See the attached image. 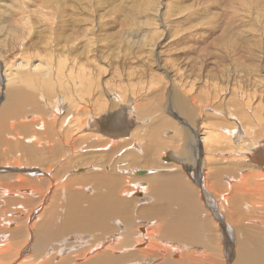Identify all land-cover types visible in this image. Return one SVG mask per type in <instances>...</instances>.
Masks as SVG:
<instances>
[{
    "label": "rangeland",
    "instance_id": "374dc122",
    "mask_svg": "<svg viewBox=\"0 0 264 264\" xmlns=\"http://www.w3.org/2000/svg\"><path fill=\"white\" fill-rule=\"evenodd\" d=\"M42 1L44 2L43 6L45 7L43 11L47 13V16L41 18V14L38 13L41 12V10L38 8H31L32 12L30 13V20L32 25H34V29L32 30L30 37H28L27 34H24L23 36H19V38H21L22 41L28 40V47L26 46V48H29L30 46V50H36L40 52L41 55L45 53H47V55L50 54L52 58H50V62L54 59V62L52 61V69H50L53 71L54 64L58 60L57 54H60V51L58 50L59 46H57L56 48L54 42L45 40V33H40L41 30H46L43 25H78L80 28L85 27V25H93L96 34L94 48H96L99 52L101 49L102 51H104L105 55H108L107 58L104 59V61L111 66L110 68L107 67V70L103 73V81H105L106 79V82L108 81V85L106 84V87H103L105 91L104 95L105 99H107V101L109 102H106V104H104L105 108L99 109L100 105L98 104L96 98H94L92 111L96 115L97 122L109 129L113 128L111 127L112 125L121 124L120 126L123 132L125 131L123 137H125L126 139L121 143L105 147L103 146V142L96 143V140L93 139L94 141L91 140L92 143L89 146L87 145L88 142H83L82 144L77 146L79 148L77 149L78 151L75 154L73 153L72 155V153H69V151L65 152L63 149H57L56 151L55 149L48 150L44 148V144L42 145V143H44V140L41 137V140L35 139L36 142H34V146L36 150L32 148L33 150H35L34 155H32L31 153L25 154L22 149H15V146L13 150H10V152L9 150H6L8 148L6 139H9L10 136H12L13 131L16 132L15 128L18 125V120L14 119V117L11 118L9 116V119L7 118L5 120V124H3V129H5L3 138L5 137V141L0 140V185L10 183V180H14L15 176L18 174H25L27 175L26 177L33 181L35 179H38L37 177L43 178L44 176V178L50 179L51 177H54L55 184L53 185L50 183L48 187H46V185L43 186L42 191H44L45 198H41L38 194H31L30 200L27 201V208L34 209L30 221H35L34 223L36 224V228L38 227L37 229L32 228V230H30L31 232H29L27 229H24L22 231L21 227L20 229H18L19 226L17 223H19L20 221H13L14 223L11 222V224L8 226L5 225L4 222L0 223V263L24 264L25 254L29 251H32L30 247L33 243L35 235L37 234V230L41 228V224L44 225L43 220L53 219L49 217H52L53 213H57L55 219L56 221L58 220L60 222L64 218L69 217V214L71 212L69 206L71 202H69L68 199L70 197H76L80 195L89 198L92 195H95L93 185L89 181L92 175L96 174V176H99L103 173H106L116 177V175L114 174L120 173V186L121 188H125L127 186V192L126 189L121 192L118 191L119 194L116 196L120 197L121 200L126 201L128 205H130L129 210L131 209V211L128 212L126 217L122 214V217H120V215H113L108 220V225L110 224L109 228H111L113 231L116 229L115 232L117 234L120 230H123L124 225L130 231H134V226L137 224H141V221H143V219V222H145V220L148 221L147 218L149 219L151 217L155 219L157 218V215L159 217V214L161 212L158 214L155 212H159V208L161 207V205H163L162 203L164 202V204L166 205L170 204L171 206H173L170 210L171 212H173V210H178L179 207L177 206L179 204H176L179 202L178 197H181L182 194H184L183 199L184 196H189V199L188 196L185 197V203L188 202L186 201L188 199L189 202L193 200L195 205L197 204L195 211L198 212L197 214L193 213L191 216L200 215L201 217L206 218V220H208L209 218L210 222H213L214 224H211L209 222L211 228H208V230L214 232L215 228H217L216 231L218 232V234L219 232L221 233L220 237L222 238L218 240V242H215L216 247H218L219 244L221 246L220 248H215V250L217 251L219 249V257H217V251H215L213 247L211 248L210 245L207 246L210 249H213V251L215 252L213 254L214 257L215 255H217L216 258H219L218 260H220V262H218L219 264H246L245 262H247V264H262V262H256L255 259H253L255 261V263H253L251 262L253 261L251 258H246V261L244 260V262L240 260L241 258H238L239 256L241 257V254L242 252H244V250L249 251V249L251 250L254 247L253 249L257 251V249H262L264 246V192H260V190L264 191V178H257L258 172L256 171L257 169L255 166V164L257 163H255L254 161L255 159H258L261 164V162L264 161V157H262L264 151L261 152V157H259L258 155L257 157L259 158H257L254 157L251 153L252 149L247 150L251 147L252 144H254L252 146L257 145L258 140H260L258 135L257 140H255V132L258 129V125L256 124L258 123V120L255 118L254 124L250 125L249 129L252 130L250 131V134L243 135L244 133H242L241 131L245 130V126L242 124V120L239 119L238 121L240 123L237 121L235 122V124H238H236L237 132L234 134L235 136L232 138V140H222L219 143L217 142L218 144L215 142V146V143L213 142L214 135H212L213 140L212 142L210 141V143H213L211 146L215 147L211 148L210 146L209 150V147L206 148L207 146H205L204 149L203 147L205 144L203 145L202 143V132L204 130H202V128L199 129L200 124L198 123L197 125L194 118L192 117L188 118L189 123L192 126H189V128L188 123L184 124V122L180 121V116L176 117V110L172 109L168 105V98L166 99L168 88H163L160 83L158 92H155V89H157L154 88L155 85H151V88L147 89L146 84L144 89L137 92L136 89H140L137 82L141 81L144 82L143 84H145L148 82H153V80L157 81L156 79L158 77V74L155 75L156 71L157 73H160L159 75H161V71L160 69H158V64H165L170 72L169 75L176 74L178 76L179 74H183V76L188 79L190 76H194V74L200 75L199 79H196V81L194 82L196 88H201V90L208 91L209 89H211V87H213L212 84L214 82H217L220 89H227L225 93H216L217 101L208 99L204 103V98H200L201 108L199 109L200 113H198L199 122L202 121L204 125H210L213 122H217L216 124L220 123L225 125V123L227 122H233V117H230V115H228L230 114L229 111L233 112V115L237 118V115H235L237 108L244 107H242V105L240 106V102L237 100L231 99L230 102H226L229 96L231 98L229 89L232 88L237 92L243 93H245L246 90L257 91L258 96L260 97L259 102H261V104H256L257 100L253 98L251 100V103L253 105L250 106V109H255L254 105H257L264 113V0H69L71 4H68L67 6H65L61 0ZM24 3L31 4V6L35 4L33 0H0V26H3L1 27L2 29L0 32V113L1 111L2 113L6 111L5 107L4 109L2 108V105L5 104V101L7 100L5 91L8 86H6V80H8L9 78L13 79L11 83L13 86L15 85L14 83L17 82V80L14 79L16 77L13 75V73L15 72L14 69L12 70L14 72H11V75H9L8 77L3 76L8 72L4 73L2 64L4 62H12L14 57L23 56L21 53L14 54V48L12 51H10V48L13 46V44L10 41V34H12V32L9 30V25H18L17 21L19 19V15L16 10H18L19 7L17 8V6H20ZM90 4L92 6V12L91 10H89V8H87ZM31 6H29V8ZM46 6L50 8H47ZM58 8H60L61 11L67 9V11L62 14V17H60L58 14ZM33 10H35V12ZM139 27H141L139 32L141 42L145 44L146 47L149 48L148 45L153 42L158 44L157 46H154V56H152V53L150 54V56H148L146 52L147 50L141 46L142 44L139 47L138 43L140 42V39L138 41V37L136 38L134 36L136 33L134 35L128 34V29H137ZM79 39L82 40L84 38ZM97 47H99V49ZM122 47H125V50L124 48L122 49ZM79 49L81 50L82 47L80 46ZM145 52L147 56L145 55ZM154 57H156V59ZM42 58L44 57L42 56ZM42 61L46 62L44 59H42ZM31 62L35 64L39 61H37V59L32 56ZM33 63H31V65H33ZM115 63H117L118 65ZM128 63H131L132 67L134 65V68H132ZM144 63L145 65L143 66H145V68H143L142 66V64ZM146 63H149L151 67ZM147 67L149 68V70ZM138 69L139 72L137 71ZM143 69L145 70V72L150 71L151 73H145ZM140 73L141 75L138 76V74ZM147 74L150 75L147 76ZM228 74L230 76H227ZM124 75L127 76L124 77ZM145 75L147 78L145 77ZM135 77L140 78L136 79ZM143 77H145L146 79ZM124 78H126V80ZM128 78L129 80L131 78L133 81H127ZM119 82H123L122 84L125 86L127 85L125 91L127 100H119V98L116 97V104H118L119 101H123L124 106L120 103L117 106L111 107L110 103L112 102V98L108 97L107 90H111L113 87L114 89H112V92H116V94L120 97V92L122 89L119 86ZM132 84H135L136 86L130 87ZM115 85L116 87H114ZM207 86L209 87L208 89ZM55 87L57 88V85H55ZM151 89H154V91H151ZM39 95V99L41 100H38L36 98L34 102L35 104L31 103L23 106V109L27 110L28 116H30L28 118V121H32L33 118L37 119V121L41 119V121L45 122V125L47 126L45 133L48 134L49 132H51L52 134L58 136H55V139H61L64 134L61 131L62 129L60 124L61 122H63L62 120H65V118L67 119L69 117L68 115H65L68 109H72V107H70V103L61 100V92H57V94L53 98V93L46 94L44 92H41ZM65 100L68 101L67 98H65ZM157 103L159 104V106ZM223 105L225 109L223 108ZM36 106H38L37 109H35ZM56 107L59 109L58 111ZM144 112L146 113L147 117ZM116 115H118L120 118L114 120V117ZM165 115L167 116V118ZM142 116H144L145 118ZM160 116H164L162 117V119H164L161 120L162 123L159 121L161 119ZM219 118H221V120ZM171 120L173 122H171ZM19 121L23 122V119ZM174 121L176 123H174ZM151 122L153 125L151 124ZM39 124L40 123L38 122L32 124V129L36 130L35 128H39ZM183 124L185 126H182ZM62 125L69 129L66 120ZM154 125L156 128L154 127ZM171 125L173 126V128ZM0 126H2L1 119ZM98 126L101 127V125ZM168 126H170V128ZM194 126L196 127V130L194 129ZM261 126L262 125H259V128ZM53 128L55 131L53 130ZM107 128H102L103 130L101 132L109 133L110 130H108ZM190 128L194 129V131ZM147 129H151L154 132L152 133L151 130ZM160 129L162 130V132L160 131ZM177 129H179V132H181L179 133L177 131L176 133ZM187 129L189 131L191 130L189 134H191V137L193 136L196 141V145H193V147L198 146V149L195 148L196 150H188L187 148L185 142L187 141V132H189ZM75 131L76 130H74L73 132ZM87 131L88 129L82 132H77L78 134L73 135V132L70 134H72L74 138H77ZM171 131H173L174 133ZM185 131L187 134L186 137L185 135L183 136V132L185 134ZM252 132L255 138L253 137L251 139L250 135ZM132 133L133 136L131 135ZM149 133L154 138L157 135L159 137L160 133V137H162L163 139L161 140V138L157 137L156 141H154L153 137L148 135ZM130 135L132 138H130ZM162 135H164V137ZM245 136L246 138L244 140ZM0 137L2 136L0 135ZM148 137L151 138L149 139ZM180 138H183V141ZM15 141H17V139ZM50 142L53 143L55 141H49L48 143L50 144ZM26 144L29 146L32 143L26 142ZM130 144L133 149H131V147L129 148ZM134 144H136V146ZM66 145L67 144H65V146ZM84 145L85 148L82 147ZM156 145L159 147H157ZM183 147H186L187 151L185 150V155L181 156L180 153L184 154V151H182L184 149ZM82 149L84 150L82 151ZM163 149H166L165 152ZM118 150L119 152L116 153V151ZM203 153L209 156L204 157ZM250 158H254L253 161H250ZM186 159H188L189 161ZM115 161L122 163L117 164V162ZM114 162L117 165H114ZM165 163L166 166L164 165ZM232 163L233 165H231ZM120 164H125V166L121 167V169L123 170H118V165ZM261 165L264 166V162ZM163 166H165V168L161 169L160 173L152 174L149 176V178H135V176H142L136 174V171L138 170H145L151 167L161 168ZM33 168L37 169V171L34 172ZM131 168L134 169L132 172L127 171V169ZM230 169H233V172ZM235 172L237 173V176L235 175ZM172 173L181 180H178L176 178L177 180L174 182L169 181L167 179V176L169 177ZM38 174H42L43 176ZM179 175L181 177H178ZM36 181L40 186H42L43 182L41 179H38ZM47 181H49V179ZM207 181L210 184V186L208 187L207 185L209 184L205 183ZM203 183L206 185L205 190L202 185ZM233 183L234 185H232ZM235 183L240 184V189L244 193H242L240 190H237L236 192L235 187L237 186L235 185L237 184ZM161 184V187L164 186V189H162L166 192V194H162L164 197L160 195L161 193H165L162 189L160 193L155 192L154 189V186L161 188ZM242 184L246 187L241 186ZM180 185H185V188H181ZM250 186L254 189L252 190ZM256 186H258L259 188ZM171 187H174L175 190ZM242 187L244 189H242ZM247 187H249L250 189ZM255 187L257 188V191ZM165 188L169 189L170 192L172 191L173 194L177 191H179V193L177 192V196L175 194H172L171 198V194H168L170 192ZM129 189H132L131 192L129 191ZM176 189L178 190L176 191ZM180 189H182V191H180ZM106 190L107 187H102L103 193L106 194ZM117 190L118 183L114 191L117 192ZM238 191H240L243 195L239 194L240 192ZM190 192L191 195H189ZM206 193L209 195V198L205 196ZM224 194H227L229 196V199L228 196L226 195V197ZM2 195H0V205L4 203L5 206L2 205V207H5V209L7 210L10 209V212L8 214H11V208H15L13 205V202L15 201H12L7 197L3 198ZM226 198L227 200H225ZM4 199H7L9 201H5ZM150 199H153L152 202L150 201ZM189 202L187 203V206L188 204L190 206V204L193 203L192 201L190 203ZM147 203L152 204V206L149 204V208L152 207L151 209L147 208L148 206L145 207ZM79 205L83 210L88 208L87 199L83 198L81 204L79 203ZM236 206L238 207L236 208ZM139 207L140 210H137L139 209ZM145 210H147V213H150L149 216H147L148 214H146ZM139 212L141 216H144V214H146V219L145 217L142 218L143 216L141 217L139 215ZM240 212L244 216H242ZM133 214L136 215H134L133 217ZM168 214L169 213H167L165 217L172 216ZM2 215H0V218L2 217ZM197 216H193L192 218L195 219V217ZM134 219H136L137 224L135 223V221H133ZM19 220L22 219L20 218ZM207 222L208 221H206V223ZM249 224L250 226H248ZM14 229H16L15 232H13ZM208 230L207 232H209ZM216 231L214 232L215 237L217 236ZM221 231H223V233ZM249 233L250 236L247 235ZM30 234L32 235V237L30 236ZM211 234L213 233L211 232ZM68 236H74V234H70ZM68 236L67 238L70 239L64 240L74 243H79L86 239V237H89L85 235V237L77 238L76 240L75 238H71ZM224 236L227 237V244H224L222 242ZM248 236L250 238H248ZM25 239H27V241H25ZM122 239H124L123 241H125V239L127 238ZM15 241L16 243L17 241L24 242L22 246L23 253L20 257L12 258V255L3 253L1 249L4 248L5 245H12L13 243H15ZM81 246L82 243L75 244V248H80ZM246 247L251 248L247 249ZM209 248H205L206 253L213 252L212 250L210 251ZM25 249H27L26 252ZM65 252L67 253L68 251L66 250ZM263 252L262 250L260 251L259 258L262 259L264 264ZM261 253L263 258L261 256Z\"/></svg>",
    "mask_w": 264,
    "mask_h": 264
},
{
    "label": "bare ground",
    "instance_id": "6f19581e",
    "mask_svg": "<svg viewBox=\"0 0 264 264\" xmlns=\"http://www.w3.org/2000/svg\"><path fill=\"white\" fill-rule=\"evenodd\" d=\"M33 1L35 2L34 5L32 4L33 6H31V4H25V3L20 5V6L18 5L17 8L19 7V9L16 10V12L19 15V19L17 21L18 25H9V30L12 32V34H10V37H11L10 41L13 44V46L10 48V51H12L14 48V50H15L14 54L21 53L23 56L14 57L12 62H10V63L4 62L2 64L3 69H4V73L8 72V73H5V75H3V76L8 77L9 75H11V72L15 71L13 73V75L16 77L14 79L17 80V82L14 83L15 84L14 86L11 84L13 79L9 78L8 80H6V86H8V88H6V91H5L7 100L5 101V104L2 105V108L4 109V107H5L6 111H4L3 113L1 111V113H0V119L2 120V126H0V135L2 136V137H0L1 141H5V137L3 138V133L5 130V129H3L4 128L3 124H5V120L7 118L9 119V116L11 118L14 117V119L18 120V122H17L18 125L15 128L16 132L13 131L12 136H10L9 139H6L7 145H8V148L6 150H9V151L13 150V148L15 146V149H18V148L22 149L25 154L31 153L32 155H34V151L36 150V148L34 146V142H36L35 139L41 140V137L44 140V143H42V145L44 144V146H45L44 148H46L48 150L55 149L56 151H57V149H59V150L63 149L65 152L69 151V153H72V155H73V153L75 154L78 151L77 149H79V148L77 146H79L83 142H88L87 145L89 146L92 143V141L96 140V143L103 142L104 147L110 146L113 144L121 143L122 141H124L126 139L125 137H123L125 134V131L123 132V130L120 126L121 124L120 125H112L111 127H113V128L110 127L111 129H109V128H107V127H105L102 124L97 122L96 115L92 111L94 98H96V100L98 101V104L100 105L99 109L105 108L104 104H106V102H109V101H107V99H105V95H104V93H105L104 88L106 87L105 85L107 84L108 81L106 82L107 79L105 81H103V79H104L103 73L107 70V67L110 68V66H111L110 64H108L107 62L104 61V59L107 58L108 55H105L104 51H102L101 49L99 52L96 48H94V41H95L96 34H95V30L93 28V25H85V27H83V28H80L78 25H43L46 28V30H44V31L41 30L40 33H45V40H48L49 42H54L56 48H57V46H59L58 50L60 51V54L59 53L57 54L58 60L57 61L55 60L56 63L54 64V69L52 71L50 69H52V66H53L52 61L54 59L50 62V58H51L50 54L47 55V53H45V54L41 55V53L36 51V50H30L29 49L30 46H29V48H26V46L28 47V45H27L28 40L22 41V39L19 38V36H21V35L23 36L24 34H27L28 37H30L31 32L34 29V25H32L31 20H30V16H31L30 13L32 12L31 8L40 9L41 12H38V13L41 14V18L47 16L46 15L47 13L45 11H43L45 8L43 6L44 2L42 0H33ZM61 1L63 2V4L65 6H67L68 4H71V2L69 0H61ZM29 6H31V7L29 8ZM47 8H50V7H47ZM87 8H89V10H91V12H92L91 4ZM33 11L35 12V10H33ZM65 11H67V9L61 11V9L58 8L59 16L62 17V14ZM56 26H57V28H56ZM1 27H3V26H0V32L2 29ZM4 29H5V27H4ZM135 29L136 28L128 29V34L134 35L136 33L134 36L136 38L138 37V41L140 39V42L138 43L139 47L142 44L141 46L147 50L146 52H147L148 56H150L151 53H152V56H154L153 49H154V46H157L158 44L153 42L150 45H148L149 48L146 47L145 44H143L141 42V37L139 36V32H140L141 27L137 28L136 30ZM1 38H4V37H1ZM79 38H84V39L80 40ZM30 41H31V39H30ZM80 46L82 47L81 50L79 49ZM97 46H98V44H97ZM97 48L99 49V47H97ZM123 48L125 50V47H122V49ZM126 49H127V47H126ZM28 52H29V54H28ZM146 52H145V55H146ZM32 56L34 58H36L37 61H39V62H36L35 64L33 62H31ZM42 56L44 58H42ZM154 58L156 59V57H154ZM42 59H44L46 62L42 61ZM150 59H151V57H150ZM31 63H33V65H31ZM115 64H117V63H115ZM128 64L131 65V63H128ZM146 64L148 66H150L149 63H146ZM157 64H156V66H157ZM117 65H115V66H117ZM143 65H145V63L142 64V66ZM153 65H155V64H153ZM28 66H30V67H28ZM27 67H28V69H27ZM131 67H132V65H131ZM45 68H47V69H45ZM132 68H134V65ZM143 68H145V66H143ZM13 69H14V71H12ZM158 69H160L161 75H159L160 73H157V71H156L155 75L158 74L157 75L158 77L156 79L157 81H154L152 79L153 82H148L145 84H143L144 82H141V81L140 82L142 84L140 82H137L140 89L139 90L136 89V92L144 89L146 84H147V87H146L147 89L151 88V85H153V86L155 85L154 88H157V89H155L156 90L155 92L159 91L158 87H159L160 83L163 86V88H168L167 89L168 93H167L166 99L168 98L167 99L168 105L172 109L176 110V112H175L176 117L180 116L181 122H184V124L188 123V128H189V126L192 127L191 124L189 123V120H188V118L192 117V118H194L197 125H198V123L200 124L199 129L202 128V130H204L202 132V134H203L202 135V143H203V145L205 144L203 147L204 149H205V146H207L206 148L209 147L208 149L210 150V146L213 144V143H210V141L212 142V140H213L212 135H214V141H213L214 143L215 142L219 143L222 140L223 141L232 140V138L235 136L234 134L237 132L236 127L238 124L236 123L237 124L236 125L235 122L236 121L239 122L238 121L239 119L242 120V122H243L242 124L245 126V130L241 131L242 133H244L243 135L250 134V131H252V130H250L249 127H250V125L254 124V120L256 118L258 120V123L256 124V125H258V129L255 132L256 138L253 136V132L251 133L250 136H251V139L254 137L255 140H257V135H258L260 140H258V144L256 143L257 145L252 146V145H254V144H252L251 147L247 150L252 149L251 153L253 154L254 157H257L258 155H259V157H261L260 156L261 152L264 151V113L262 112V110L257 105H254L255 109L254 108L250 109V106L253 105L251 103V100L253 98H255L257 100L256 104H261V102H259L260 97L258 96L257 91L246 90L245 93H243V92H237L233 88L229 89L230 94H231V98L229 96L227 98L226 102H230L231 99L237 100L240 102L239 103L240 106L242 105V107H244V108H237L236 113H235V115H237V118H236V116L233 115V112L229 111L230 114H228V115H230V117H233V122H227V123H225V125L220 124V123L216 124L217 122L216 123L213 122L210 125H208V124L204 125V123L202 121L199 122V114L198 113H200L199 109L201 108L200 98L201 97L204 98V103L208 99L215 101L217 99L216 93H220V94L225 93L227 91V89H225V90L220 89L218 87L219 84L217 82H214L212 84L213 87H211V89H209L208 91H204V90H201V88H196V86H195L194 82L196 81V79H199V77H200V75H198V74H194V76H190L188 79L185 76H183V74H179L178 76L176 74L169 75L170 72L167 69V67L165 66V64L164 65L158 64ZM148 70H149V68H148ZM122 71H123V69H122ZM122 71H121V73H122ZM137 71L139 72V69ZM109 72H110V70H109ZM138 72H136V73H138ZM144 72H145V70H144ZM146 72L151 73L150 71H146ZM127 74H128V72H127ZM116 75H118V74H116ZM139 75H141V73L138 74V76ZM149 75L150 74H147V76H149ZM125 76H127V75H124V77ZM151 76H152V74H151ZM227 76H230V75L228 74ZM133 77H134V73H133ZM140 77H137V78L139 79ZM145 77H146V75H145ZM145 77H143V78H145ZM117 78H118V76H117ZM121 78H122V76H121ZM135 78H133V79H135ZM124 79L126 80V78H124ZM130 80H132V79L130 78ZM130 80L128 78L127 81H130ZM122 83L119 84V86L122 89L120 92V97H119V95L116 94V92L115 93L112 92V89H114L112 86H111L112 87L111 90H109V89L107 90L108 91L107 92L108 97L112 98V102L110 103L111 107L117 106L120 103H121V105H123V101H125V99L127 100L126 94H125L127 85L125 86ZM55 85H57V88L55 87ZM133 86H136V85L132 84L130 87H133ZM114 87H116V85ZM208 88L209 87L207 86V89ZM152 90L154 91V89H151V91ZM56 91L61 92V95H62L61 100L70 103V107H72V109H68V111L65 115V116H67V115L69 116L67 119L65 118L69 129H67L66 127H64V125H62L65 122V120H62L63 122H61L60 125H61V129H62L61 131L63 132L64 135L61 139H58V140L55 139V136L58 137L57 135H54L51 132H49L48 134L45 133L47 126L45 125L46 124L45 122L41 121V119H39V121H37V119L33 118L32 121H28V118L30 117V116H28V111L23 109L24 105L31 104V103L33 104L35 102L36 98L38 100H41V99H39V96H40L39 94L41 92H44L46 94L53 93V96H52V98H53L57 94ZM160 92H161V90H160ZM162 93H163V91H162ZM160 95H161V93H160ZM116 97H118L119 100H123V101H121V102L119 101V103L116 104L117 103V100H115ZM65 98H67L68 101H66ZM131 100H132V98H131ZM163 101H165V100H163ZM158 106H159V104H158ZM213 106H214V104H213ZM37 107L38 106H36L35 109H37ZM223 108L225 109L224 105H223ZM56 109H57V111L59 110L57 107H56ZM54 112H55V110H54ZM141 113H142V111H141ZM144 114L146 115L145 112H144ZM149 115H148V117H149ZM117 116L118 115H116L114 117V120H117L120 118L119 116L118 117ZM152 116H153V114H152ZM156 116H159V115H156ZM142 117H144V116H142ZM146 117H147V115H146ZM160 117H161V119L159 121L161 122V120L164 119V118L162 119V117H164V116H160ZM160 117H158V118H160ZM166 118H167V116H166ZM22 119H23V122H20L19 120H22ZM219 119L221 120V118H219ZM167 121H169V120H167ZM37 122L40 123L38 125L40 127L35 128L36 130L32 129L31 125L34 123H37ZM53 122H55V121H53ZM171 122H173V121L171 120ZM56 123H57V120H56ZM174 123H176V122L174 121ZM151 124H152V122H151ZM184 124L182 126H185ZM98 125H101V127H99ZM159 125H161V124H159ZM174 125H176V124H174ZM259 125H262V126L259 128ZM154 127H155V125H154ZM168 127L170 128V126H168ZM64 128H66V129H64ZM102 128L103 129L107 128L108 130H110V132L109 133L101 132L103 130ZM172 128H173V126H172ZM87 129H88L87 132H84L81 136L74 138V136H73L74 134H78L77 132H82V131L87 130ZM161 129H160V131L162 132ZM194 129L196 130L195 126H194ZM194 129H191V130L194 131ZM197 129H198V126H197ZM53 130H54V128H53ZM74 130H76V131L73 132ZM147 130H151V129H147ZM17 131H20L21 133L17 132ZM177 131L179 132V129L176 130V133H177ZM190 131L187 132L188 135L186 134V131H185V134L183 132V136L185 135V137H186V135H187V141H185L187 148H188V150L189 149L193 150L195 148L198 149L197 148L198 146L193 147V145L196 143V141H195L194 137L192 136L193 137L192 138L191 134H189ZM151 132L153 133L154 131L151 130ZM171 132H173V131H171ZM25 133H26V135H25ZM70 133H72L73 135ZM160 133H159V137L157 135L155 138L153 136H151L150 133L148 135L153 137L154 141H156L157 137L161 138V140H162L163 138L160 137ZM131 135L133 136V133ZM131 135H130V138H132ZM137 135H140V134H137ZM162 136L164 137V135H162ZM245 138H246V136L244 137V140H245ZM14 139L15 140L17 139V141H15ZM193 139H194V141H193ZM101 140H103V141H101ZM181 140L183 141V138ZM184 140H185V138H184ZM25 141L31 142L32 144L28 146ZM49 141H52V142L55 141V142H53V143L50 142V144H49L48 143ZM47 143H48V145H47ZM216 143L214 144L215 146H216ZM65 144H67V145L65 146ZM131 144H130V146L128 145L129 148L131 147ZM134 145L136 146V144H134ZM183 145H184V143H183ZM156 146H154V147H156ZM215 146H211V148L212 147L214 148ZM82 147L85 148V145ZM147 147H149V146H147ZM157 147H159V146H157ZM32 148H34L35 150H33ZM162 148H164V147H162ZM131 149H133V148L131 147ZM156 149H154V150H156ZM242 149H244V148H242ZM83 150L84 149H82V151ZM165 150H164V152H165ZM185 150L187 151L186 147L182 150V151H184L183 152L184 154L179 152L181 154V156L185 155V153H186ZM117 152H119V150L116 151V153ZM197 152H198V150H197ZM177 154H178V152H177ZM181 156H180V158H181ZM208 156L206 154H204V157H208ZM259 157H257V158H259ZM262 157H264V154ZM183 158H185V157H183ZM205 159H208V158H205ZM253 159L254 158H252V159L250 158V161H253ZM186 160H188V159H186ZM68 161H70V160H68ZM254 161H255V163H257V164H255L256 169H257L256 171L258 172L257 178H264V166L261 165V164H263L264 161H262L261 164H260L258 159H255ZM115 162H117V164L122 163V162H118V161H115ZM117 164L115 163L114 165H117ZM164 165L166 166V163ZM231 165H233V163ZM235 165H236V162H235ZM122 166H125V164L118 165V170H123V169H121ZM165 166H163L161 168L160 167H151V168H147L145 170L144 169L138 170V171H136V174L142 175V176H135V178L136 179L149 178V176L152 174L160 173L161 169L165 168ZM250 167H252V166H250ZM166 168H172V167H166ZM131 169H127V171L132 172L134 170V169H132V170ZM230 170L232 171L233 169H230ZM36 171H37V169H34V172H36ZM46 173H47V171H46ZM38 175H42V174H38ZM114 175H116V177L111 176V175L106 174V173H103L99 176H96V174L92 175V177L89 179V181L93 185L95 195H92L89 198H86V197H83L80 195L76 196V197H70L68 199V201L71 202V204L69 206V209L71 211L69 214V217L64 218L60 222L58 220L56 221V219H55L57 213H53L52 217L51 216L49 217V218H53V219L43 220L44 225L41 224V228L37 230V232H36L37 234L35 235V237L33 239V243L30 247L32 251L28 250L29 252H27L25 254L24 264H219L218 262H220V260H218L219 258L218 259L216 258V256L219 254L218 253L219 249L217 251V250H215V248L217 249L218 247L220 248L221 246L218 243L219 246L216 247L215 242H218V240H220L222 238V237H220L221 233L219 232V234H218V232L216 231L217 228H215L214 232L216 231V233H217V236L215 237L214 232L211 230H208V228H211L210 227L211 222H210L209 218H208V220H206V218L201 217L199 214H198L199 216L193 215V216H197V217H195V219L192 218L193 216H191V215L193 213L197 214V212H198V211L197 212L195 211L197 204L195 205L194 201L190 199L194 204L191 203L190 206H189V204L187 206V203L189 202V200H188L189 196L187 195L188 199L186 201H188V202L185 203V197H187V196H184V199H183V195H184V194H182L183 192L181 193L182 196L178 197L179 202L176 203V204H179L178 206L176 205L177 207H179L178 210H175V211L173 210V212H171L170 210L172 209L173 206H171L170 204L166 205V204H164L165 203L164 202V203H162L163 205H161V207L159 208V212L158 211L155 212L157 214L161 212L159 214L160 215L159 217L157 215V218H155V219L151 218V217L149 219L147 218L148 221L145 220V222H143L144 219H143V221H141L139 219L142 222L139 225L136 223V219H134L133 221H135V223L137 224L134 226V231H132V230L130 231L129 229H127L124 224H123L124 225L123 230L122 231L118 230L119 231L118 234L115 232L116 229L113 231L111 228H109L110 224L108 225V220L113 215H120V217H122V215H123L126 217L128 212L131 211V209L129 210L130 205H128V203L126 201L121 200L120 197L116 196L119 194L118 191L121 192L124 189H126V192H127V186L125 188H121L120 181H119L121 178L120 173L119 174L115 173ZM180 175L178 177H181ZM235 175L237 176V173ZM235 175H233V176H235ZM26 176L27 175H25V174H18L15 176L14 180H10L11 181L10 183H7L5 185H0V195L3 194L2 195L3 198L7 197L8 199L15 201V202H13V205L15 208H11V214H8L10 212V209L7 210V209H5V207H2V205L5 206L4 203H2L0 205V213H1L0 215L3 214L2 217L0 218V219H2V220H0V223L4 222L5 225L8 226L13 221H20L19 223H17L19 226L18 229H20V227H21L22 231L24 229H27L29 232H31L30 230H32V228H36V224L34 223L35 221H30V218L33 214L34 209L27 208V205H28L27 201L30 200L31 194H38L41 198H45L44 197L45 196L44 191H42V188L45 185H46V187H48L50 185V183L54 185L55 184V178L54 177H51V179L50 178H44L43 175H42L43 178L37 177L38 179H41L43 182L42 186H40L36 181L38 179H35L33 181ZM176 178L177 177L173 173L170 174L169 177L167 176V179L171 182L176 181L178 179V178L177 179ZM46 179L47 180L49 179V181H47ZM117 179H118V181H117ZM153 179H154V177H153ZM242 179H243V177H242ZM159 180H161V179H159ZM178 180H181V179L179 178ZM73 181H74V179H73ZM251 181H253V180H251ZM117 183H118V190H117V192H115L114 189L117 187ZM205 183L207 184L208 181ZM240 183H242V182H240ZM235 184H237V183H235ZM202 185H203L204 190H205L206 185L204 183ZM232 185H234V183ZM239 185L240 184L238 183L237 185H235L237 187L233 186L236 188L235 189L236 192H237V190H240L242 192ZM161 186H162V184L160 185V187ZM208 186H210V184L207 185V187ZM241 186H244V185L242 184ZM102 187H107L106 194L103 193ZM180 187L185 188V185H183V186L180 185ZM244 187H246V186H244ZM256 187H258V186H256ZM256 187H255V189L257 191ZM162 188L164 189V186L161 188L154 186L155 192L160 193ZM171 188L174 189V187H171ZM247 188H249V187H247ZM250 188H251V186H250ZM165 189H167V188H165ZM178 189H176V191ZM242 189H244V188L242 187ZM251 189L253 190L254 188H251ZM260 189H262V188H260ZM131 190L132 189H129L130 192H131ZM167 190L169 191V189H167ZM180 191H182V189H180ZM240 191H238V192H240ZM261 191L264 192L263 190H260V192ZM177 192L179 193V191H177ZM177 192L174 193L176 196L178 195ZM241 192L239 194L244 193V192H242V193ZM162 194H166V192L161 193L160 195H162ZM168 194H171V198H172V194H173L172 191ZM189 195H191V192ZM228 195H229V193H228ZM176 196H174V197H176ZM205 196L207 198H209V195L207 193L205 194ZM162 197H164V196L162 195ZM233 197H235V196H233ZM83 198L87 199V201H88V208H86L84 210L81 209V207L79 205V203L81 204ZM223 198H225V197H223ZM228 199H229V196H228ZM4 200L6 201L7 199H4ZM152 200L153 199H150L151 202H152ZM225 200H227V198ZM7 201H9V200H7ZM149 204L150 203H147V205L145 207L148 206L147 208H149L150 205L152 206V204H150V205ZM140 206H142V205H140ZM237 207L238 206H236V208ZM151 208H149V209H151ZM156 209H158V208H156ZM55 210H56V208H55ZM137 210H140V207ZM141 211H143V210H141ZM145 211H146V214H148L147 216H149L150 213H147V210H145ZM52 212H54V211H52ZM167 213H169L172 216L165 217L167 215ZM54 214H55V216H54ZM146 214H144V216L142 215L143 216L142 217L140 215V212H139V215L142 218H144ZM134 215H136V214H133V217H134ZM139 215H138V217H139ZM236 215H238V214H236ZM242 216H244V215L242 214ZM37 217H38V215H37ZM249 217H250V215H249ZM20 218L22 220H19ZM49 218H47V219H49ZM145 219H146V217H145ZM206 221H208V222L206 223ZM237 222H239V221H237ZM131 226H132V224H131ZM248 226H250V224ZM212 228H213V226H212ZM207 230L209 232H207ZM15 231H16V229L13 230V232H15ZM210 231L213 234H211ZM221 232L223 233V231H221ZM70 234H74L75 237L74 236H68ZM85 235H87L89 237L88 238L86 237V239H84L83 241H81L79 243L67 242L64 240V239H66V240L70 239V238H67V236L71 237V238H75L77 240V238L85 237ZM247 235L250 236V233ZM30 236L32 237L31 234H30ZM249 236H248V238H250ZM122 238H127V239H125V241H123L124 239H122ZM17 239H19V238H17ZM25 241H27V239H25ZM70 241H72V240H70ZM222 242L224 244H227V237L226 236L223 237ZM81 243H82V246L80 248H75V244H81ZM23 244H24V242H18L17 241V243H16V241H15V243H13L12 245H5V247L2 248L1 251H3V253H7V255H12V258H17V257H20L23 253V248H22ZM208 245H210L211 248L213 247L214 250L217 251L216 252L217 255H215V257L213 256V254L215 252L213 251V249H210L209 247H207ZM205 248H209L210 251L212 250L213 252H209V253L207 252L206 253ZM249 248H251V247H249ZM249 248H247V249H249ZM253 248L251 249L252 251L250 249H249V251L244 250V252H242V254H241V257L239 256L238 258H241L240 260L243 262L246 258H251L252 260L255 259L256 262L257 261H258V263L262 262V264H263V261H262V259L259 258V256H260V251L262 250V252H263L264 246L262 249L261 248L257 249V251L254 250ZM26 250L27 249H25V252H26ZM66 250L68 251L67 253L65 252ZM65 253H66V255H65ZM261 256H262V253H261ZM263 256H264V254H263ZM263 256H262V258H263ZM217 257H219V255ZM236 259H237V257H236ZM251 262L255 263L254 260ZM245 263L247 264V262H245Z\"/></svg>",
    "mask_w": 264,
    "mask_h": 264
}]
</instances>
